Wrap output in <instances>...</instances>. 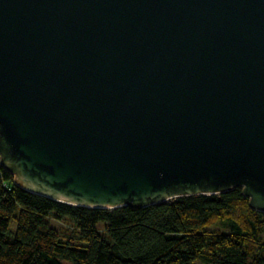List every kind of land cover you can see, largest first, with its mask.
Returning a JSON list of instances; mask_svg holds the SVG:
<instances>
[{"label": "water", "instance_id": "1", "mask_svg": "<svg viewBox=\"0 0 264 264\" xmlns=\"http://www.w3.org/2000/svg\"><path fill=\"white\" fill-rule=\"evenodd\" d=\"M0 156L75 206L264 211V0H0Z\"/></svg>", "mask_w": 264, "mask_h": 264}, {"label": "trees", "instance_id": "2", "mask_svg": "<svg viewBox=\"0 0 264 264\" xmlns=\"http://www.w3.org/2000/svg\"><path fill=\"white\" fill-rule=\"evenodd\" d=\"M217 222L226 231L208 229ZM200 258L264 264V211L250 206L242 187L147 207L75 206L24 189L0 156V264H199Z\"/></svg>", "mask_w": 264, "mask_h": 264}, {"label": "rangeland", "instance_id": "3", "mask_svg": "<svg viewBox=\"0 0 264 264\" xmlns=\"http://www.w3.org/2000/svg\"><path fill=\"white\" fill-rule=\"evenodd\" d=\"M51 223H52V225H54V226H56V227H59V226H61V224L62 223H60V222H56V221H51ZM15 226H16V224H15V222H13L12 223V228L14 229L15 228ZM208 229H210V230H217V229H219V230H222V231H226V228L224 227V225L223 224H220V223H215V224H212V225H210L209 227H208ZM10 238V237H9ZM205 261H207V262H209V260H205ZM205 261H203L201 258L198 260V262H199V264H208L207 262H205ZM65 264H77V263H75V262H73V261H70V260H65Z\"/></svg>", "mask_w": 264, "mask_h": 264}, {"label": "built area", "instance_id": "4", "mask_svg": "<svg viewBox=\"0 0 264 264\" xmlns=\"http://www.w3.org/2000/svg\"><path fill=\"white\" fill-rule=\"evenodd\" d=\"M16 183H17V181H16ZM18 184V183H17Z\"/></svg>", "mask_w": 264, "mask_h": 264}]
</instances>
